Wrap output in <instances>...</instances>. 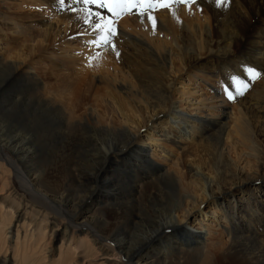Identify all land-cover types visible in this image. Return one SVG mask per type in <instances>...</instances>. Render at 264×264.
<instances>
[{
    "label": "bare ground",
    "instance_id": "6f19581e",
    "mask_svg": "<svg viewBox=\"0 0 264 264\" xmlns=\"http://www.w3.org/2000/svg\"><path fill=\"white\" fill-rule=\"evenodd\" d=\"M66 9L70 13H62ZM104 14L84 0H0V33L12 31L21 42L19 61L1 47L0 77L6 81L0 88L19 73V129L25 123L37 135L31 148L27 132L19 131L17 151L0 139L18 156H1L0 163L16 171L31 195L34 220L27 227L69 219L62 229L70 241L69 257L60 255L64 264L94 255L101 264H264V194L252 190L264 188V177L242 180L246 172L239 175L233 160V169L223 167L229 165L224 157L239 147L229 139L234 132L246 148L236 157L255 159L264 170V146L241 109L251 101L264 112V0H197L120 21ZM109 27L115 31L109 34ZM106 34L110 43L104 45ZM6 55H14L11 62ZM43 55L49 56L43 62L50 64L44 76L50 82L42 79V62L32 67ZM189 55L216 60L200 77L188 76L191 91L178 88L185 68L177 65ZM234 79L247 85V101L230 107L223 89ZM203 85L212 88V98L203 95ZM197 95L204 99H193ZM35 111L48 120V130ZM196 138L201 143L194 146ZM184 140L201 158L188 162L175 155L172 145ZM45 146L58 153L41 157ZM61 207L69 214L56 210ZM9 210L0 213V255L14 236L6 219L26 224V214ZM40 229L46 237L48 226ZM70 230L83 235L76 244ZM20 242L17 230L15 246ZM9 251L0 264H12ZM13 260L22 261L19 255Z\"/></svg>",
    "mask_w": 264,
    "mask_h": 264
},
{
    "label": "rangeland",
    "instance_id": "374dc122",
    "mask_svg": "<svg viewBox=\"0 0 264 264\" xmlns=\"http://www.w3.org/2000/svg\"><path fill=\"white\" fill-rule=\"evenodd\" d=\"M11 2L15 3L16 1H11ZM186 5H188V4H186ZM180 6H184V5H180ZM62 13H70V10L66 9ZM33 14H34L33 11H31L29 13V15H33ZM15 19L19 23V13L16 14ZM114 20H116V17H114ZM1 26L2 25L0 24V27ZM4 27H5V29L8 28V26H4ZM7 30H11V29L8 28ZM11 33H12V31L8 34H5L4 32L0 33V54L3 52V50L1 52V47H3V48H5V51H6L5 53L13 52V54H15V55L17 53L18 57L15 58V61H16V59H18L17 61H19V44L21 42L19 41V37L15 36V35L13 36V34H11ZM251 34H252V31L249 33V35H251ZM8 50H10V51H8ZM6 56L8 57V55H6ZM12 56H14V55H12ZM12 56L8 57L9 62H11L10 58ZM48 58H49V56L45 55L44 57H42V59L39 58V60H38L36 58V59H34L35 62L34 61L32 62V67H36V68H37L36 64L37 63L40 64L42 62L41 64L43 65V70H41V74H42L43 78L42 77L41 78L43 79L44 82H47V81L50 82L51 81V79L47 77V75L50 74L48 72V66L50 64L47 63V65H45V62H43L44 60H46V62H48ZM195 58H196V55H191V56L189 55V56L184 58V61H185L184 66H181V65L178 66L177 65L178 68H180V67L185 68V70L182 69V70H184V73H183L184 75L180 79V82H179L180 84L178 85V88L181 89V87L184 85L186 88H188L187 90H189V91L193 90V86H191L188 83L189 82L188 76L191 75L192 78H194L197 75L196 78H198V77H200V75L202 74L203 71L207 72L209 69H211V67L214 66V64H216V60L205 59V58H203V60H196ZM45 74H47L46 77H44ZM3 79H4L3 77L2 78L0 77V82L6 81ZM97 85H98V87L101 86L96 81L95 86H97ZM188 86H191L192 88L191 87L189 88ZM250 87H251V84H250L248 90L251 89ZM223 91H224V89H223ZM235 92H234V95H236L237 100L236 99L232 100V101L228 100L230 107L235 106L236 104H238L241 101H244V102L247 101L246 100L247 99L246 94L245 95H239V94H236ZM202 93L204 96H207L209 98H212L215 95L212 88H208L204 85L202 86ZM202 93H200L199 95H201ZM199 95L194 96L193 99H195L197 101L202 100L203 97H200ZM123 100L127 101L125 96H123ZM249 102H251V101H247L246 104H244L242 102L243 105H242L241 109L243 110V114H245L247 116V118L249 119V121L252 125V128H253L254 134H255L256 138L259 139V140L258 139L257 140L264 146V112L261 113L260 112L261 110L258 109V107L254 106L253 103H249ZM227 111L230 112L231 110L229 109ZM35 112H36V114H34V117L36 118V120L41 122L42 125L46 128V130H48L49 129L48 120L44 119L42 113H39L38 111H35ZM221 114H222V111L220 110V112H218V115H221ZM28 115L30 116L31 114H28ZM147 119H149V118H147ZM226 123H227V121H223V124H226ZM157 124H159V123H157ZM21 126L23 127L22 130L19 129V73H18L17 77L15 79L11 80V82L8 83L6 85V87L4 86V87L0 88V136H1L0 139L2 138V140H4V141L10 140L9 143H11L12 146H17L18 149H15L14 151L19 150V131L23 132V133L27 132V134L24 135V136H27V139H28L27 147L34 148L36 143H37L36 132L34 130L30 129L29 127H27V125H25V123ZM158 126L155 129V134H156V136L161 137L162 136L161 131H160ZM227 130H229V128ZM239 138H240V136H238L234 132H233V134L230 135L229 139L233 140L234 143H239V147H237V151H234V153H231V157L227 156V157H224V159H227L228 162L231 160H233L235 162V164H236L235 167H236L239 175L241 174V169H243L246 172V174L243 175V177H242V180H244V181L249 180L251 175L252 176L261 175L264 177V170L262 171V169H260V170L258 169L260 165L257 163V161H255V159H247L246 157H236L235 152H237V154H240V153L242 154V152L245 153V151H246V148H243L241 146V144H240L241 140ZM189 142H191V141L187 142L184 140V141H181L182 145H180V146H179V144L178 145H172V148L174 149L175 155L176 156H182V158H184L188 162H190V160L195 159V158H201V157H195L196 156V153H195L196 150H193L194 149L193 147L195 145L197 146L199 143H201V140L196 138L193 141L194 146L189 144ZM2 144H4V148L2 149L4 152L2 150H0V157L1 156L2 157H18L17 154L14 153L12 148L5 145L6 143H2ZM2 144H0V146ZM56 149L57 148H55L54 150L53 149L51 150L49 147L45 146L41 150L40 156L41 157H48L50 155L49 157H53L54 155H56L58 153V150H56ZM3 163H0V165L2 166V167H0V191L2 189L4 191L3 195L0 197V203H1L0 205L3 206V210H1V207H0V213L1 212L2 213H4V212L8 213L10 211L9 209L11 207H14V209L22 212L21 215L26 214V218H27L25 225H23L25 222L24 220L21 221L19 224L18 223L19 221L16 220L17 217H14V219H12L11 221L9 219H6L7 224H9L10 228L11 227L13 228L12 231H14L13 232L14 233L13 238H11L5 245V248L10 249L8 256H9V259H11L12 264L14 263L13 259H14V257L16 258V255H19V259L22 260V261H20V264H24L23 259L30 261L33 264H64L65 260H64V258H62L60 260V255H61V252H64V257H66V258L69 257L70 253H69V251H67L68 249L65 246H67L70 243V241L68 238H65L64 234H62V229L64 228V226H67V224L70 222V220L64 219L62 223L50 224V225L43 223L44 225L42 224V226L33 227V229L31 227L32 225L30 226V228L27 227L29 225L28 223H30L34 220V213H33L34 208L32 206H30V204H29L30 201H32L31 195L29 196L28 192L22 189V187L19 183V175L16 173V171L10 165H8V163H6V161L5 162L3 161ZM35 163L36 162L34 160L32 165H34ZM230 165H231V167H230ZM223 167L224 168L230 167L231 169H233V165L230 164V162H229V165L227 167H225V166H223ZM235 167H234V170H235ZM203 170L205 172H208L207 168H203ZM248 173H249V175H247ZM236 184H237V181L234 182V185H236ZM259 186H260L259 184H258V186L256 185V187H259ZM256 187L252 188V190H254V189L256 190L255 196L263 198L264 191L262 192V194L260 193V191L264 190V188L262 187V189L259 191ZM237 197L239 200L240 195H238ZM19 203H21L20 207H19ZM204 204L206 206L205 211L208 212L212 208L211 203L206 202ZM237 204H243V203L239 202ZM27 207H29V208L27 209ZM42 207L43 206L36 207L37 208L36 210L39 211V208H42ZM45 208H47L48 210L50 209L49 206H47ZM56 210H58L61 213H64L67 209L61 207L60 209H56ZM49 212L52 215L55 214V212L53 210L52 211L49 210ZM66 213L69 214L67 211H66ZM17 215H19V213ZM9 217H11V216H9ZM15 221H17L16 225H15ZM14 225H15V227H14ZM45 225H46V227L48 226V228H49L46 237L44 235L45 233H43L42 230L40 229V228H45ZM55 225H59L60 229L59 230H57V228L55 229L54 228ZM16 228L19 232V238L21 241L19 243V246H15L17 244V230H16ZM51 229H53L52 231L55 232V235L52 238L50 237V235L52 233V231L50 233ZM73 232H74L73 230L72 231L70 230L68 235L70 237H72ZM70 233H71V235H70ZM260 233L263 235L262 238H264V232L261 230ZM26 235L28 237V240L29 239H31V240L30 241L27 240L28 242L24 243L23 237L25 238ZM82 236L83 235H81V234L80 235H78L77 233L74 234L73 238L75 239V244L77 243L78 238L80 239ZM48 237H49V239H48ZM28 244H29V246H28ZM75 244H72V245L75 246ZM93 247H95V245ZM5 248L3 249L0 257L6 255ZM43 248L45 251L43 250ZM59 260L61 261L60 263H59ZM102 262L103 261L101 259H99L97 255H94L91 257L83 256L81 260L80 259L78 260L77 264H101ZM110 264H112V263H110Z\"/></svg>",
    "mask_w": 264,
    "mask_h": 264
},
{
    "label": "snow or ice",
    "instance_id": "6c2138e0",
    "mask_svg": "<svg viewBox=\"0 0 264 264\" xmlns=\"http://www.w3.org/2000/svg\"><path fill=\"white\" fill-rule=\"evenodd\" d=\"M63 2V0H61ZM197 0H84V3L86 4H96L98 7H105L108 6L109 11H114L116 6L123 7V8H131L135 9L137 5L140 6L141 11L140 15H144L145 12L154 7L155 4H159L160 6L164 8L170 7L173 3H183V4H194ZM149 19L152 21L153 27L155 28L157 21L153 17H149ZM103 27V26H102ZM115 30L111 27L108 29V33H112ZM101 43L104 45H107L110 43V36L106 34L104 37H102ZM249 76H252L255 78L258 74L254 72L253 69H248ZM233 87L236 89V94L242 95V89L247 88V85L242 81L238 79H234L232 85H225L224 95L226 98L230 101L236 99V95H234Z\"/></svg>",
    "mask_w": 264,
    "mask_h": 264
}]
</instances>
